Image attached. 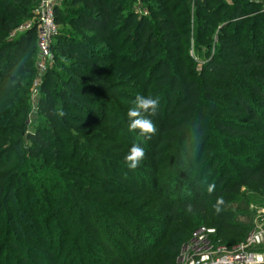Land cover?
Segmentation results:
<instances>
[{
	"label": "trees",
	"instance_id": "obj_1",
	"mask_svg": "<svg viewBox=\"0 0 264 264\" xmlns=\"http://www.w3.org/2000/svg\"><path fill=\"white\" fill-rule=\"evenodd\" d=\"M40 1L0 0V101L6 102L0 109V155L6 156L0 162V172L13 167L0 176V216H3L0 258L4 245L8 244L11 253L18 255L16 263L24 264L23 251H34L30 241L36 240L38 233L43 236L41 241L47 242L49 263L60 264L62 252L54 257L52 251L55 238L60 237L59 243L67 244L63 236L69 235L76 217L80 225L72 243L78 245L81 240H88L90 237L82 234V225L84 222L97 225L100 211L114 215L121 225L120 229L111 225L108 236L93 238L112 259L118 257L112 235L124 244L122 231H125L135 239V245L141 244L139 233L136 237L131 226L133 221L123 219L122 215L133 217L124 199L129 196L139 199L145 194L146 179L132 175L134 170L128 169L125 162L120 164L122 159L116 154L125 157L134 143L139 144L146 153L145 174L155 176L157 169L169 165L164 156L172 145L176 156L181 153L190 129L197 135L190 152L197 147L206 129H213L223 143V147L218 146L212 153L214 165L225 166V162L218 160L224 155V147H228L235 153L229 160L234 170L226 172L211 194L199 189L193 197L187 194L185 200L172 205L169 215L188 237L190 218L197 212L205 213L209 225L221 236L220 241L233 245V234L240 226L235 210L231 209L233 198L242 187H255L264 199V155L248 139H263L264 46L246 48L245 57H241L240 32L229 31L227 26L223 28L220 55L244 61L245 68L239 77L251 89L249 95L243 96L241 91H234L238 85L233 86V79L225 78L228 70L223 62L211 60L206 71L207 76L224 83L202 82L187 72L183 64L179 72H174L171 62L162 56L157 39L159 32L135 13L126 11V0H63V7L53 8L57 33L51 40V50L60 51L68 65L63 64L59 73L46 72L38 100L39 124L29 131L27 94L35 72L36 27L32 25L18 35L11 34L27 19L37 17ZM159 1L164 6L158 13L162 17L158 25L163 31L162 40L177 47L171 54L181 55L184 36L177 27L176 8L171 4L174 0ZM232 1L237 5L232 9L236 14L247 11L242 8L245 2ZM193 2L208 11L219 0ZM109 58L112 62L106 64ZM126 62L139 67V77L146 85L142 95L159 99L156 114H145L157 129L150 140H145L138 131L128 130L130 108H122L121 103L134 97L124 92L128 84L123 76L112 80L115 65ZM227 94L237 104L233 112L245 115L246 123L221 117L227 113L223 111L225 100L221 96ZM60 112L64 115H59ZM97 124L102 125L99 130L87 132ZM39 155H44V160L32 162ZM154 191L150 192L155 194ZM213 199L215 202L210 205ZM54 215L62 217L68 228L59 229L56 219L54 226ZM242 223V230H238L240 241L253 226L250 220ZM91 242H88L89 249L99 247ZM152 243L150 252L130 253L127 264H177V249L167 252L164 247L159 249L158 242ZM35 245L41 247V242ZM31 257L35 263L42 264L35 253Z\"/></svg>",
	"mask_w": 264,
	"mask_h": 264
},
{
	"label": "rangeland",
	"instance_id": "obj_2",
	"mask_svg": "<svg viewBox=\"0 0 264 264\" xmlns=\"http://www.w3.org/2000/svg\"><path fill=\"white\" fill-rule=\"evenodd\" d=\"M63 0H58L55 6L63 7L61 4ZM245 2L242 6L243 9L247 10L244 14H236L232 9H234L236 4H233L232 0H219V2L214 3V7H211L208 11H204L203 8H198L197 4L193 0H174L173 8H176V19L178 30L183 33V53L181 55L171 54L173 48L172 44L168 42H163L162 40V29H159V24L161 23V18L159 12L164 6L159 0H126V11L129 10L136 14L140 19H144L147 25L151 28H155L159 33L157 39L161 43L162 56L167 58L171 64L174 72H179L181 70V65L183 64L187 72H190L198 80L204 81L209 80L212 84L224 83L223 80L216 81L214 77L207 76L206 66L210 64L211 60L214 62H223L226 69L227 76L226 79L232 78V84L235 87L234 91L243 93V96L249 95L250 87H246V83L243 81L242 77H239V73L244 70V61H239L238 58H232V56L225 57L220 55V41L224 37L223 28L228 27L229 31L240 32L238 37L240 41H243L241 57L244 56L243 52L246 48L257 49L259 46H264V0H240ZM237 6V5H236ZM222 9L224 11H222ZM37 18H30L26 20V23L19 25L13 31L12 35H18L20 32L26 30L29 26L35 25ZM167 43V44H166ZM172 46V47H171ZM245 57V56H244ZM39 54L36 51L35 61H34V77L31 80L30 86L28 87V99L30 104L29 113L26 119V125L28 130L32 131L33 127L39 124V112H38V100L41 96V85L43 84L44 76L48 70H54L60 72L62 65H68L66 57L61 54L60 51H52L51 43L46 60H42L45 65V69H39L38 60ZM221 60V61H219ZM112 62V59H108L106 64ZM131 62V61H130ZM139 67L137 65H131L129 62L115 65L114 74H112V80L115 78L123 76L122 79L128 84V87L124 89L129 96L135 97L137 95H142V92L146 89L144 84V79L139 77ZM110 79V81H112ZM225 80V82H228ZM235 92V94H236ZM221 98L225 100L222 105L224 106L223 111L227 113L221 117L240 120L246 123L247 117L245 115L239 116L238 113H234L233 110H237V104L231 98V96L222 95ZM133 99V100H134ZM132 100V101H133ZM132 101L128 100L121 103L122 108L129 109L133 105ZM5 100L0 101V109L5 104ZM258 126V125H256ZM102 127L101 124L91 126L87 132L92 133L94 130H99ZM190 133L185 139L183 149L179 155H175L174 146L172 145L171 151L164 156L166 159V167L162 169H157L155 176L147 175L146 163L142 161L140 166L136 168L133 174L140 175L146 180L144 181L147 192L141 194V197L137 199L135 196L127 197L128 208L130 213L134 210L137 211L132 218H126L122 215L123 219H127L131 222V226L142 239L141 244L135 245V239H133L130 233H125L122 231V237H124L125 243L117 239L116 236L112 235V242L116 244V251L118 255L117 259H112L109 253L104 251V247L100 243H96V236L106 235L108 236L107 230L111 228V225H115V228L120 229L121 225L116 217L110 213L105 214L104 211L99 212V223L97 225H91L84 222L82 227L85 234L90 238L88 240H81L78 245L73 244L72 237H74L78 230V225L80 221L73 217L74 226L67 237L63 236V242L67 243L63 245L59 243V238L56 237L53 242V255L54 257H59L60 264H127L130 262V253L137 255L143 252H150L153 248V241L158 242L159 249L164 247L165 250L169 252L170 250L177 249L178 254L176 257L177 264H207L210 260L216 261L223 250H229L234 245L241 243L238 239L240 236L238 230H242V221H251L252 225L250 228L258 223L260 216L264 212L263 204L264 199L255 191V187L246 188L242 187L240 193L233 198L231 202V209L235 210L238 216L240 226L236 227L234 232V244L228 245V243H222L220 237L216 235V232H211L209 230L213 229L209 225V219L204 216L201 212L194 214L189 220L191 234L187 237L182 229L174 224V220L171 219L170 208L176 202L183 201L188 196L193 197L197 189L207 194H211L215 191L217 184L220 182L221 178L226 176V172L234 170L229 160L235 153H232L228 147H224V155L218 162H225V166L214 165L212 159V153L217 151L218 146L223 147L221 138L218 136L217 132L213 129H209L204 132V135L200 137L197 147L190 152L192 143L197 141L196 131L190 129ZM264 132V131H263ZM135 133V132H134ZM132 133V134H134ZM262 141H253L252 137H249V141L256 146L262 155H264V133L262 135ZM68 148L65 149L67 151ZM68 152V151H67ZM233 154V155H232ZM119 163H124V158L121 154H116ZM6 156L0 155V162H3ZM44 160V155H39L38 159L34 158L32 162L39 163ZM169 166V167H167ZM13 167H7L1 170L0 176L7 174ZM131 174V173H130ZM145 174V175H144ZM131 175V176H132ZM209 186H213V191L210 193L208 191ZM155 190V194L150 191ZM38 193V192H36ZM33 193L32 196H35ZM186 197V198H185ZM215 202V199L210 201V205ZM117 203V202H116ZM127 209V208H126ZM136 214V215H135ZM129 216V215H128ZM55 219L58 220L57 227L59 229L68 226L63 222L62 217H57L54 215L53 225L55 226ZM131 219V220H130ZM151 219V221H149ZM134 220L137 224L134 223ZM128 221V222H129ZM130 223V222H129ZM3 229V216H0V234ZM58 229V230H59ZM139 232H138V231ZM58 232V231H57ZM110 236V234H109ZM36 240L30 241L33 245V252L23 251L25 256L24 264H39L35 263L31 255L35 253L42 264H50L49 257L46 252V241H41L43 236L36 233ZM187 237V238H186ZM0 236V240H1ZM92 238V239H91ZM230 239V237H228ZM71 240V242L69 241ZM92 241V242H91ZM36 242H41V247H35ZM70 242V244H68ZM95 244L99 247L97 249L88 248L89 243ZM208 242V243H207ZM39 244V243H37ZM69 245V246H68ZM73 245L74 250L71 251V246ZM208 247V249H207ZM99 248V249H98ZM101 248V249H100ZM8 244L4 245L2 255L0 258V264H17L18 255L12 254ZM259 251L264 250V246L261 245ZM115 251V252H116ZM88 252V254H87ZM203 254L201 258L199 254ZM207 254L209 255L207 258ZM13 256V257H12ZM12 259V260H11ZM116 262V263H115Z\"/></svg>",
	"mask_w": 264,
	"mask_h": 264
},
{
	"label": "built area",
	"instance_id": "obj_3",
	"mask_svg": "<svg viewBox=\"0 0 264 264\" xmlns=\"http://www.w3.org/2000/svg\"><path fill=\"white\" fill-rule=\"evenodd\" d=\"M57 1L41 0L37 8V22L34 26L36 27L37 35L39 69H45L42 60L47 59L51 40L57 33V25L53 11ZM209 231L214 232V229ZM261 245L264 246V212L260 216L258 223L251 229L241 243L234 245L229 250L224 249L219 259H216V261L210 260L207 264H264V250L259 251L260 249H257ZM199 255L201 258L203 257L202 253ZM208 256L207 254V258Z\"/></svg>",
	"mask_w": 264,
	"mask_h": 264
},
{
	"label": "clouds",
	"instance_id": "obj_4",
	"mask_svg": "<svg viewBox=\"0 0 264 264\" xmlns=\"http://www.w3.org/2000/svg\"><path fill=\"white\" fill-rule=\"evenodd\" d=\"M133 106L128 110L127 117L129 120L128 130L130 132L138 131L139 135L145 140H150L155 135L157 129L153 121L145 114L155 115L159 107V99L152 96L137 95L132 101ZM63 116L64 113L60 112ZM145 149L139 144H133L128 154L124 158V162L128 169L135 170L145 158ZM208 191H213V186H209ZM219 211V209H217Z\"/></svg>",
	"mask_w": 264,
	"mask_h": 264
}]
</instances>
